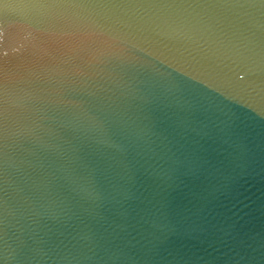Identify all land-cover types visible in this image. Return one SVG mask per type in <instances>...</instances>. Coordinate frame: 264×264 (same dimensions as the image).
<instances>
[{
	"label": "water",
	"instance_id": "1",
	"mask_svg": "<svg viewBox=\"0 0 264 264\" xmlns=\"http://www.w3.org/2000/svg\"><path fill=\"white\" fill-rule=\"evenodd\" d=\"M0 264H264V0H0Z\"/></svg>",
	"mask_w": 264,
	"mask_h": 264
}]
</instances>
